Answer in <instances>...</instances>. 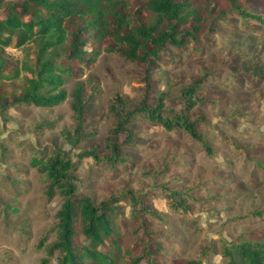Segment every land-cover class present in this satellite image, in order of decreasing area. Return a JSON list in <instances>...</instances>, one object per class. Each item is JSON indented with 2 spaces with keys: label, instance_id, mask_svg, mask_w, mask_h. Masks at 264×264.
Returning a JSON list of instances; mask_svg holds the SVG:
<instances>
[{
  "label": "rangeland",
  "instance_id": "rangeland-1",
  "mask_svg": "<svg viewBox=\"0 0 264 264\" xmlns=\"http://www.w3.org/2000/svg\"><path fill=\"white\" fill-rule=\"evenodd\" d=\"M250 2L264 14V0ZM227 3L222 0L220 5L227 7ZM227 21L216 25L214 33L196 46L167 49L161 63L153 65V79L171 95L204 77L200 96L205 103L197 113L204 116L201 133L211 155L186 137L137 120L128 126L137 140L136 149H124L128 168L101 173L90 159L78 164L79 194L95 204L124 191L147 196L162 184L177 189L187 201L180 204L181 212H171L161 196L150 197L149 208L161 220L149 224L168 248L179 247L181 261L201 264H223L224 245L259 241V231L264 229L262 219L233 221L264 208V185L256 173L257 167L264 168V81L252 75L264 72V27L242 26L234 17ZM28 48L34 61L36 51L32 45ZM6 51L16 57L19 67L25 63L20 50L9 47ZM145 68L102 55L81 80L65 78L67 99L59 105L50 109L16 106L0 114V264H41L56 239L55 215L61 199L56 192L49 194L29 166L30 159L53 148L68 152L74 161L80 152L93 148L105 153L116 123L109 109L112 100L119 95L127 109L133 108L143 94L139 82ZM28 74L21 70L17 79L5 82V89L19 91ZM80 86L85 97L94 94L84 118L85 130L92 136L73 147L72 95ZM49 123L54 124L51 129L40 127ZM119 204L127 217L129 204ZM43 238L46 241L39 248ZM49 258L50 264H57V254Z\"/></svg>",
  "mask_w": 264,
  "mask_h": 264
},
{
  "label": "trees",
  "instance_id": "trees-1",
  "mask_svg": "<svg viewBox=\"0 0 264 264\" xmlns=\"http://www.w3.org/2000/svg\"><path fill=\"white\" fill-rule=\"evenodd\" d=\"M221 1L0 0L2 115L16 106L50 109L59 105L67 99L65 78L81 80L102 55L146 66L139 82L143 84V94L135 106L127 109L119 95L112 100L109 109L116 123L110 130L112 139H107L105 153L93 148L80 152L74 161L68 152L53 148L30 159L29 166L40 175L49 194L56 192L61 199L55 215L56 239L47 248L48 257L41 264H50L49 257L54 254L57 264H201L199 260L181 261L179 247L168 248L149 224L161 220L149 208L150 197L161 196L171 212H181L180 204L187 201L181 199L177 189L169 183L162 184L147 196L124 191L95 204L90 197L79 194L78 164L90 159L93 168L101 173L128 168L129 157L124 149L137 148L135 134L128 126L137 120L159 126L167 134L186 137L212 154L201 133L206 125L204 116L197 113L205 103L200 96L204 77L188 82L180 92L171 95L159 80L153 79V65L161 63L169 48L183 51L189 45H198L207 34L214 33L216 25H225L228 18H238L242 26L264 27L261 7L251 0H227V7L220 5ZM29 45L36 51L34 61ZM9 47L20 50L25 60L21 67L16 57L6 51ZM21 70L29 73L24 76L21 89L6 90L5 82L17 79ZM252 75L264 81V72ZM82 90L80 86L72 95L73 147L92 136L85 130L84 118L94 94L85 97ZM53 125L40 127L47 130ZM119 136L122 141L118 143ZM256 171L264 185V168L259 166ZM120 202L130 206L127 217ZM261 219L264 220V208L233 221ZM124 227L127 232L123 234ZM259 233V241L224 245L223 264H264V229ZM45 241H40L39 248Z\"/></svg>",
  "mask_w": 264,
  "mask_h": 264
}]
</instances>
